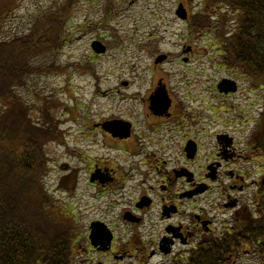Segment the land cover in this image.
Returning a JSON list of instances; mask_svg holds the SVG:
<instances>
[{"label": "flooded vegetation", "instance_id": "1", "mask_svg": "<svg viewBox=\"0 0 264 264\" xmlns=\"http://www.w3.org/2000/svg\"><path fill=\"white\" fill-rule=\"evenodd\" d=\"M181 49L176 58L190 63V42L186 40ZM164 55L166 62L169 55ZM150 73L141 78L139 91L130 90L133 85L127 80L108 91L93 86L102 94H120L118 101L108 103L106 112L95 109L93 101L87 106L76 104L77 162L75 167L62 165L67 176L59 181L74 174L83 195L93 190L90 198L105 200L96 220L113 217L107 223L113 240L106 253L92 249L102 255L103 264L111 259L115 264H190L201 240L207 243L226 229L215 228L211 198H199L211 193L216 184L222 198L219 213L234 208L237 216L246 193L244 177L259 168L258 142L248 145L245 153L225 136L201 156L187 112L171 96L167 75ZM229 93L233 91L223 94ZM192 141L197 144L196 153L189 158L186 145ZM209 168H215L214 179ZM115 218L122 222L121 233L111 222Z\"/></svg>", "mask_w": 264, "mask_h": 264}, {"label": "rangeland", "instance_id": "2", "mask_svg": "<svg viewBox=\"0 0 264 264\" xmlns=\"http://www.w3.org/2000/svg\"><path fill=\"white\" fill-rule=\"evenodd\" d=\"M54 1L63 0L21 1L20 8L7 21V30L14 31L25 27L34 14L44 9L43 6H52ZM180 2L186 4L192 18L203 16L198 12L202 8L199 6L200 0H76L68 21L70 29L67 30L68 33L69 30L74 33L64 42L57 59V63L67 67L66 73L63 76L36 78L38 91L52 94L67 104L53 112L61 123L66 141L65 145L56 142L49 147V163L46 167L50 171L48 170L45 184L49 192L62 204L63 209L67 211H72L69 207L75 209L73 213L86 230L85 234L90 221L95 220L98 217L97 212L106 206L103 203L105 200L90 199L89 195L94 194L93 190L83 195L82 187L71 186L69 181L59 185L57 177L63 173L59 171L62 165L76 166V104L87 106L93 101L95 109L106 112L109 110L108 103L118 101L119 93L102 95L95 91L94 85H99V90L108 91L112 86L120 85L123 80H127L133 85L130 90L139 91L140 86L143 87L141 78L150 75V71L166 74L171 96L173 94L182 103L189 117L190 132L195 134L201 143V156L208 153L210 146L213 148L215 132L225 130L232 134L236 138L238 148H244L249 135L250 138L252 136V141L257 133L254 128L260 112L264 109V90L258 87L251 89L249 83H246L243 77H239L241 88L232 98L225 99L218 94L214 83L222 78L238 76L227 72L217 61L218 56L215 52H218L219 44L216 40L209 35L196 38V54L189 65L182 64L176 58L175 55L181 52V44L184 42L182 36L185 38L187 34L183 22L174 14ZM113 3L112 18L109 19L108 16L106 18L108 22L101 23L105 15L103 8ZM94 38H98L106 46L103 55L91 51L89 45ZM157 52H170L169 61L154 64L153 56ZM65 76L67 81L64 84L62 80ZM251 90L254 92L251 93ZM206 102L215 105V108L221 103L218 110L223 111L224 109L220 108L225 107V111L217 115V111L214 110L211 117L205 116L210 105ZM67 146H70V149H67ZM261 172V169L254 168L252 177L259 178ZM252 177L247 180L248 184ZM213 190L215 192L212 196L215 199L220 188L214 185ZM214 201L217 202L212 200ZM91 202L94 204L93 207L88 205ZM112 218H108L106 223H110ZM111 222L119 226L121 233L122 222L116 218ZM85 234L83 231L84 236ZM97 258L98 255H93L95 261ZM106 263L115 264V261L111 259ZM246 263L247 260L244 264Z\"/></svg>", "mask_w": 264, "mask_h": 264}, {"label": "trees", "instance_id": "3", "mask_svg": "<svg viewBox=\"0 0 264 264\" xmlns=\"http://www.w3.org/2000/svg\"><path fill=\"white\" fill-rule=\"evenodd\" d=\"M72 2L43 9L26 29L8 32L5 25L21 0H0V264L84 263L81 225L47 194L43 183L46 144L61 141L53 113L60 102L36 89L29 97L37 74L62 69L54 54L65 41L62 34ZM207 3H221L234 14L232 19L237 18L224 51H229L233 65L264 86V0ZM191 25L199 30L203 22L196 17ZM259 201L256 219L239 222L229 234L211 237L191 256L190 264H229L245 245L264 261V195Z\"/></svg>", "mask_w": 264, "mask_h": 264}, {"label": "water", "instance_id": "4", "mask_svg": "<svg viewBox=\"0 0 264 264\" xmlns=\"http://www.w3.org/2000/svg\"><path fill=\"white\" fill-rule=\"evenodd\" d=\"M178 14H180L182 17H184V10L182 9V5H180V8L178 10ZM103 225H100L98 223L91 225V233L89 235V238L91 240L92 245H97L98 243H101L103 245H106L105 248H107V245L110 242L111 236L104 231Z\"/></svg>", "mask_w": 264, "mask_h": 264}]
</instances>
